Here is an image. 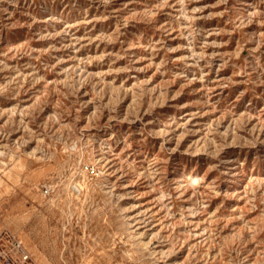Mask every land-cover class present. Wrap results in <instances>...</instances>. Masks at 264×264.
I'll return each mask as SVG.
<instances>
[{"label": "rangeland", "instance_id": "374dc122", "mask_svg": "<svg viewBox=\"0 0 264 264\" xmlns=\"http://www.w3.org/2000/svg\"><path fill=\"white\" fill-rule=\"evenodd\" d=\"M7 233L35 264H264V0H0Z\"/></svg>", "mask_w": 264, "mask_h": 264}, {"label": "built area", "instance_id": "2783aa9c", "mask_svg": "<svg viewBox=\"0 0 264 264\" xmlns=\"http://www.w3.org/2000/svg\"><path fill=\"white\" fill-rule=\"evenodd\" d=\"M0 260L4 264H35L23 242L8 233L0 236Z\"/></svg>", "mask_w": 264, "mask_h": 264}]
</instances>
